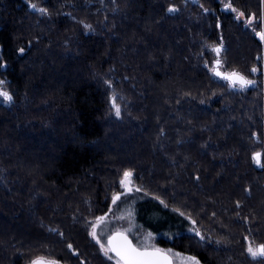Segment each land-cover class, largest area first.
Here are the masks:
<instances>
[{
	"label": "trees",
	"instance_id": "obj_1",
	"mask_svg": "<svg viewBox=\"0 0 264 264\" xmlns=\"http://www.w3.org/2000/svg\"><path fill=\"white\" fill-rule=\"evenodd\" d=\"M31 4L0 0L13 95L0 98V264H111L89 229L128 169L151 206L205 235L160 244L203 264H264L247 251L264 243V0ZM217 59L255 83L231 86Z\"/></svg>",
	"mask_w": 264,
	"mask_h": 264
},
{
	"label": "snow or ice",
	"instance_id": "obj_2",
	"mask_svg": "<svg viewBox=\"0 0 264 264\" xmlns=\"http://www.w3.org/2000/svg\"><path fill=\"white\" fill-rule=\"evenodd\" d=\"M31 4V0H30ZM32 7H37L35 4H31ZM224 7L232 8V4H225ZM41 12H48L46 8H40ZM176 10V5H170L169 11ZM207 10V9H206ZM239 12V10H236ZM255 14H252L254 17ZM239 16H244L243 12H239ZM92 26L90 24H85V28L90 29ZM258 35L264 39V31L258 33ZM21 52L24 51L23 48L20 49ZM216 51L219 53L220 46H216ZM216 65H220L221 61L219 59L216 60ZM215 73L224 76L226 79L230 81V85L233 87H246L247 85L254 84L255 81L249 79L243 73L238 71H232L229 73L220 72L218 67L212 69ZM257 69L254 67L252 71H256ZM6 81L0 80V98H3L5 101L11 102L13 99V95L11 91L7 90L5 85ZM107 83L111 84V81ZM112 103L115 108V113L117 116L121 114L120 108L121 106L116 103V96L113 94ZM253 159L257 164H262L261 161V153L255 152L253 153ZM133 172L131 169L125 170L123 176L120 179V184L123 187L125 192H131L136 187L134 181L132 180ZM123 192H115L112 195V201L115 204L116 201L120 200ZM239 203V201H237ZM112 209L109 208V212ZM177 211H179L177 209ZM129 220H131V213H127ZM115 219V217H112ZM189 220L192 221V224H196V221L192 219L191 216L188 217ZM95 223L92 225L91 235L100 243V247L103 250L106 256H109L110 259L116 261V264H173L172 256L168 255L167 250L161 249L158 246L150 245L146 243L149 237L153 236L154 233L149 232L147 236L143 238L140 243H134L132 238L129 235V232L133 229V225L130 223L128 228H117L115 231H112L111 234L107 235L106 241L101 240L100 236L97 234V228L100 224L107 222L108 213H104L102 216H97L94 218ZM193 232H196L198 235L203 238V234L200 233L198 228H192ZM139 236V233H136ZM69 247H72L69 245ZM75 251V249H73ZM247 251L253 257L262 256L264 257V243L253 245L251 240L248 242ZM114 254V255H111ZM173 255L183 256L184 259L188 262V264H200V261L195 256H185L183 253L177 254L173 253ZM29 264H61V262L55 258H49L45 256H36L33 257Z\"/></svg>",
	"mask_w": 264,
	"mask_h": 264
},
{
	"label": "rangeland",
	"instance_id": "obj_3",
	"mask_svg": "<svg viewBox=\"0 0 264 264\" xmlns=\"http://www.w3.org/2000/svg\"><path fill=\"white\" fill-rule=\"evenodd\" d=\"M253 22L254 17H252L248 21L249 24H252ZM214 46L216 47V44L213 45V47ZM135 186L136 187L131 192H125L122 187L120 192H123L124 194L121 196L120 200L116 201L115 204L113 203V201L111 202L110 208L112 209V211H107V222L100 224L97 228V234L100 236L101 240L106 241L107 235L111 234L112 231H115L117 228H128L129 224L131 223L133 225V229L129 232V235L134 243H140L143 238L148 235L149 232L154 233L153 236L149 237L146 243L167 250V252L173 257L174 264H188L183 256L173 255V253L180 254L183 252L175 249L172 246H165L163 244H160L158 239L173 238L183 231L192 233L201 238L200 235L191 230L192 228H198L197 223L192 224L191 220L186 219V223L183 226L184 223L181 214L179 218L175 219L168 215L162 214L161 212H159V210L151 206V204H153L151 202L152 199H150L147 194H144L141 189L138 188V185L135 184ZM127 213H131V220H129ZM112 217H115V219H112ZM93 223H95V221ZM92 225L89 229V232L93 242L98 245L102 254L110 261L111 264H116L115 260L110 259L109 256H106L104 254L103 250L100 247V243L91 235ZM199 231L203 234L201 229H199ZM136 233H139L140 235L137 236ZM204 236L205 235L203 234V238L201 239H204ZM183 254L185 256H193L187 253ZM257 257L258 256L254 258ZM199 261L200 264H203L200 259Z\"/></svg>",
	"mask_w": 264,
	"mask_h": 264
},
{
	"label": "water",
	"instance_id": "obj_4",
	"mask_svg": "<svg viewBox=\"0 0 264 264\" xmlns=\"http://www.w3.org/2000/svg\"><path fill=\"white\" fill-rule=\"evenodd\" d=\"M215 67H218L219 68V71L220 72H224L223 70H221V68H220V65H216V63H215ZM224 73H226V72H224ZM216 74V76H218V77H220V78H224V79H226L224 76H222V75H219V74H217V73H215ZM226 80H228V79H226ZM168 255H170L169 253H168ZM171 256V255H170ZM172 260H173V264H174V259H173V257H172Z\"/></svg>",
	"mask_w": 264,
	"mask_h": 264
}]
</instances>
